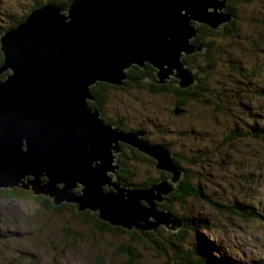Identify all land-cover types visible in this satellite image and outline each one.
<instances>
[{
    "label": "water",
    "instance_id": "obj_1",
    "mask_svg": "<svg viewBox=\"0 0 264 264\" xmlns=\"http://www.w3.org/2000/svg\"><path fill=\"white\" fill-rule=\"evenodd\" d=\"M227 3L74 0L67 11L54 4L35 9L6 30L0 38V190L19 188L56 207L76 204L79 212L91 210L110 226L142 234L160 226L179 230L183 221L158 208L184 175L173 154L139 138L144 131L106 124L90 106L91 88L122 87L130 69L150 64L157 85L176 79L187 89L196 77L183 58L204 51L192 43L197 26L219 30L232 22ZM122 144L153 158L172 177L149 189L114 180Z\"/></svg>",
    "mask_w": 264,
    "mask_h": 264
},
{
    "label": "rangeland",
    "instance_id": "obj_2",
    "mask_svg": "<svg viewBox=\"0 0 264 264\" xmlns=\"http://www.w3.org/2000/svg\"><path fill=\"white\" fill-rule=\"evenodd\" d=\"M37 1L0 0V33L10 29L13 20L25 16ZM236 9L238 24L225 40L220 39L231 47L223 48L227 52L213 47L219 56L209 79L215 92L226 95L221 101L224 114L217 118L207 109L198 112L188 105L184 115L174 116L171 111L176 100L172 94L155 93L150 86L141 84L139 88L131 82L121 89L108 90L106 116L101 112V117H120L123 130H143L154 145H168L173 156L175 152L181 157L180 163L194 184L201 185L221 205L232 206L235 201L250 205L252 210L246 212H256V216L245 221L230 210L222 215L195 197L161 203L186 216L193 213L194 218L202 217L208 226L194 235L187 232L178 248L162 256L153 246L170 238L172 233L165 226H160L158 233L148 232L152 233L149 236L137 233L145 241L131 243L127 233H100L90 222L82 225L81 216L71 219L73 213L68 207L57 212L44 209L33 199L0 195V264H126L128 255L120 251L130 245L141 255L135 264H176L181 257L183 264H198L201 257L207 260L205 264H264V134L254 137L256 127L264 129V0L238 4ZM208 94L213 92L206 91ZM193 156L199 158L194 164L187 161ZM132 161L140 169L137 179H147L144 170L152 168L150 160ZM160 173L153 171V178H160ZM247 173H254L256 189L241 178ZM73 233L81 236L80 240L73 239ZM198 234L211 244L213 254Z\"/></svg>",
    "mask_w": 264,
    "mask_h": 264
},
{
    "label": "trees",
    "instance_id": "obj_3",
    "mask_svg": "<svg viewBox=\"0 0 264 264\" xmlns=\"http://www.w3.org/2000/svg\"><path fill=\"white\" fill-rule=\"evenodd\" d=\"M74 0H38L36 3H34L31 6V9L29 10L28 13L25 14V16L19 17L16 21L13 20V23L10 25L11 28H16L17 26H19L20 24H22L26 18L29 16V14H31L35 9H38L40 7H43L47 4H54L57 6H60L61 9L67 11L70 8L71 3ZM253 0H228V3L226 4V8H225V12L230 13L233 15V20L232 22H230L229 24H224L222 26H220L219 30H215L207 25H198V30H199V34L197 35V37L193 40L192 43H194L195 45L201 46L203 47L204 51H199L196 52L190 56H186L183 58V62L186 63V66L189 70L193 71L196 77V83H194L193 85H191L190 87H188L187 89H182L178 86V81L176 79H171L169 81H167L166 84L164 85H157L155 83V81L158 80L157 76H156V72L155 69L147 64V66L149 67L147 70H149L148 72H146L145 70H142L140 68H138L137 66H135V68L130 69L127 72V77L128 80H126L124 83L126 84V86H128V84H130L131 82H135L134 85H138L139 88H141V84H145L147 86H151L152 88L157 86V89L153 92L156 93H163L165 94H172L174 99L176 100L175 103V108L174 111H171V114L174 116H178L181 115L185 112H187V108L190 106H193L194 109H198V112H205L207 109L210 114L212 113V115L216 116L218 118V115L220 114H224L225 113V108L222 105V100L226 95H222L220 92H215L214 87H212L211 82H210V78L213 76V70L214 67H216L217 63H218V52L220 50L222 51H226L225 49L229 50V48L231 46H229L228 44L225 43H221L220 39L225 40L226 36L228 34L232 33V28H234L237 24L238 21L240 20L238 17V13H237V9L236 6L239 4H241V6H245V4L247 5L248 3H252ZM255 10V9H254ZM8 28V27H7ZM5 30V29H4ZM220 38L218 40H216L217 37ZM264 38V35H262ZM219 44H221L219 46ZM213 47L214 48H218L215 50H218V52L213 51ZM225 48V49H223ZM227 52V51H226ZM199 58H203L202 60H199ZM200 62V63H199ZM199 63V64H198ZM1 67V66H0ZM253 70V69H252ZM256 70V69H255ZM146 79H150V80H146ZM154 84V85H153ZM103 86L105 88H117L115 86H111L108 84H97L96 86L92 87L91 90L92 92L96 95V91H98L97 87L98 86ZM120 88V87H119ZM151 89V88H150ZM209 91V92H213V95L208 94V97L205 95V92ZM243 97H241L240 101H242ZM105 105H106V98L105 96L98 99L97 101L91 102L90 106L92 107H96L95 109L97 110H105ZM200 107L202 109H200ZM210 109V110H209ZM176 111H179V114H176ZM104 112V111H103ZM104 115L106 116V114L104 113ZM106 119V117H105ZM114 119V120H112ZM112 122H121V118H119L120 121H118L116 118H112ZM146 132V131H145ZM255 134L254 137L259 136L261 137V135H263L264 133V129L260 128V127H256V129L254 130ZM149 142V141H148ZM165 148H167L171 153H173L172 148L169 149L168 145H163ZM126 148H123V153L119 155V157L117 158V162L121 164V167L119 170H117L116 172V176H118L119 182L123 185H128V186H132L134 189H149L152 185L158 183L159 181L163 180V179H169L172 177V175L170 173H167L165 171H162L161 177H157V178H153L152 176V172L153 171H159L161 172V170H158L156 168V162L154 160L151 161L152 162V168L144 170L146 173V177L147 179L145 180H139L137 179L138 173L140 171V169L137 168H130L127 166L126 161L124 159V156L127 154L128 151H125ZM172 150V151H171ZM135 155L133 156L136 159H148L144 156H142L141 152H138L135 150ZM174 161L176 163V165L183 171L184 173V178H182L179 183H177L176 186V191L171 193L168 197H166L167 201L166 202H170L171 204H173V201H182L185 202L188 198L190 197H195L198 198L199 200H202L206 203H208L212 209L218 211L219 213H221L222 215L224 214V211H228L229 213L232 212L234 215H236L237 217H242V219H244L245 221L251 220L256 216V212H246L247 210H252V207L250 205H246L243 204V202L241 201H235L234 204L232 206H224L221 205V203H219L213 196L210 195V193L206 192L204 190V188L201 185H196L193 183V177L191 175H189L188 170L180 163V156L174 152ZM252 155V154H251ZM147 156V155H146ZM198 156H193L189 159H187V161L192 164H194L195 162H197L198 160ZM149 160V159H148ZM130 161L129 165H132ZM134 166V165H133ZM119 172V173H118ZM170 174V175H169ZM110 176L112 177V175L110 174ZM254 173H250L247 175H243L241 178L246 181L250 187L252 189H256V183L254 182ZM242 184V183H241ZM107 189H109L107 186L104 187V190L107 191ZM9 194V195H8ZM0 195H5L8 197H12V196H22V197H26L29 199H33L36 202H38L44 209H52L55 210L57 212L61 211L62 209H64L65 207H68L72 213L73 216H71V219L76 220L78 219L79 216H81V218L84 221V224L82 223V225L87 224L88 222L92 223L97 230L100 233H111V234H115L116 232H124L129 234L130 236V241L131 243L134 240H143V238L141 236H137V233L140 235L145 236H149L152 233H148L145 232L144 234H142L140 231H137L135 229L133 230H128L124 227H113L110 226L108 223L103 222L99 219L98 217V213H94L93 211H83L77 213L76 209L77 206L76 205H66L63 204L60 207H56L53 205V203L44 197H34L32 196L31 193L24 191L22 189L19 188H15L13 190H10L8 192L6 191H0ZM143 205H146L145 203H142ZM158 208L160 211H166L171 213L174 217L179 218L183 221V230L180 233H177L175 231L170 230L171 236L169 239L164 240L162 243L158 242L155 243L153 248L155 250H158L162 253V256H168V253H172V251L174 249H176V247L178 248V243L179 241L185 240L186 239V235L187 232H192V234L194 235V232H200V228H204L207 229L208 226L205 224V222L202 219V217H197L194 218L193 213H190L189 216H186L184 214H181L178 210L174 209L173 206H169L166 204H158ZM166 209V210H164ZM214 210V211H215ZM239 212H243V213H239ZM77 213V214H76ZM190 216L192 218H190ZM92 221V222H91ZM86 222V223H85ZM166 228V227H165ZM154 232V231H152ZM2 233V232H1ZM154 233H158V232H154ZM73 239L75 240H80V237L77 233H73L72 234ZM200 241L203 245H206L207 248H209L211 250V244L209 242H207L206 240H204V237L200 234H198ZM145 238V237H144ZM1 240H3V237L1 236ZM1 244L3 243V241L0 242ZM216 244H213V247H216ZM173 247V249H172ZM176 251V250H175ZM217 251V250H215ZM212 252V250H211ZM120 253H127L128 255V261L126 264H135L138 260L141 259V255L139 254V252L134 249V247H132L131 245L129 247H123L122 250L120 251ZM180 253V251H179ZM177 254V252H176ZM213 254V252H212ZM214 254H216L214 252ZM180 257V254H177ZM186 255V253H185ZM173 256V255H172ZM184 258V257H183ZM182 257L180 258V260H175L176 264H183L185 261ZM202 260L198 261L199 262H203V264L206 263L207 260H205L203 257H201ZM215 260V259H214ZM173 261V260H172ZM195 261V260H194ZM234 261V260H232ZM17 262V261H15ZM213 263V261H211ZM166 264H170V261H167ZM220 264V263H219Z\"/></svg>",
    "mask_w": 264,
    "mask_h": 264
},
{
    "label": "flooded vegetation",
    "instance_id": "obj_4",
    "mask_svg": "<svg viewBox=\"0 0 264 264\" xmlns=\"http://www.w3.org/2000/svg\"><path fill=\"white\" fill-rule=\"evenodd\" d=\"M1 34V33H0ZM3 61H4V55H3V53H2V51H1V46H0V66L3 64ZM150 64H148V66H149ZM147 66V64L144 66V68H140V69H142V70H145L146 72H148L149 70H147L149 67ZM135 68V67H134ZM139 68V67H138ZM155 72H156V70H155ZM2 77V79H4L5 77H6V75H3V76H1ZM146 80H150V79H146ZM99 84V83H98ZM101 84H103V83H101ZM109 85V84H108ZM154 85V84H153ZM111 86H113V85H111ZM124 86H126V84H124ZM123 86V87H124ZM116 87V86H115ZM123 87H120V88H118V89H121V88H123ZM117 88H114V87H111V88H105V87H103V86H98L97 87V89H98V91H96V95L94 94V98H95V100L94 101H97L98 99H100V98H102V97H106L107 96V94H108V90L109 89H117ZM150 88H151V90H153V91H155L156 89H157V86H155V87H151L150 86ZM156 93V92H155ZM92 108H94V107H92ZM96 108V107H95ZM99 112H103L104 111V113H105V110H98ZM103 113V114H104ZM102 118V120L106 123V124H108V125H110V126H113V127H116V128H120L121 130H123L122 129V122H115V123H113L112 122V120H114V119H112V118H116L118 121H120L119 120V118L120 117H109V119L107 120V119H105V117L103 118V117H101ZM112 119V120H111ZM109 122H111V123H109ZM123 131H125V130H123ZM138 131H143V130H134V131H132V132H138ZM125 132H128V131H125ZM142 140H147V141H149L151 144H153L152 142H151V140H148L147 139V136L146 135H144V136H142V137H140ZM121 147H122V152L120 153V154H122L123 153V148L125 147L126 148V150L125 151H128L127 152V154L124 156V159H125V161H126V164H128L127 166L128 167H130V168H132V169H134V168H137L136 166H133V165H129V163H130V161H132V159H136V158H134L133 156L135 155V150L136 151H138L137 149H135V148H133L132 146H130V145H127V144H122L121 145ZM138 152H140V151H138ZM119 154V155H120ZM141 154H142V152H141ZM119 155H118V157H119ZM142 156H144V157H146V158H148L149 160H150V162L151 161H153L154 162V160L151 158V157H149V156H146L145 154H142ZM152 163V162H151ZM155 163V162H154ZM121 165V164H120ZM122 167V166H121ZM112 175V174H111ZM112 178H114V175H112ZM116 178L118 179V176H116ZM107 191H109V189H107ZM76 192L77 193H80V190L79 191H77L76 190ZM71 205H76V204H71ZM77 206V205H76ZM78 207V206H77ZM86 211H90V210H86ZM95 213V212H94Z\"/></svg>",
    "mask_w": 264,
    "mask_h": 264
},
{
    "label": "bare ground",
    "instance_id": "obj_5",
    "mask_svg": "<svg viewBox=\"0 0 264 264\" xmlns=\"http://www.w3.org/2000/svg\"><path fill=\"white\" fill-rule=\"evenodd\" d=\"M3 34H4V33L0 34V38H1V36H2ZM145 65H146V64H145ZM5 73L8 74V72H5ZM5 73H4L3 75H6V76H7V74H5ZM3 75H2V76H3ZM122 168H123V167H122ZM118 173H119V172H118ZM77 190H80V189H77Z\"/></svg>",
    "mask_w": 264,
    "mask_h": 264
}]
</instances>
